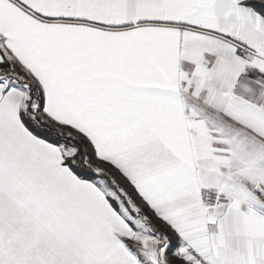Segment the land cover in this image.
Masks as SVG:
<instances>
[{
    "label": "crops",
    "instance_id": "crops-1",
    "mask_svg": "<svg viewBox=\"0 0 264 264\" xmlns=\"http://www.w3.org/2000/svg\"><path fill=\"white\" fill-rule=\"evenodd\" d=\"M254 2L0 0V47L42 87L45 113L86 135L171 226L169 253L149 238L172 264H198L190 249L264 264V5ZM25 100L0 83V264H148L133 254L148 239L131 228L136 216L23 123Z\"/></svg>",
    "mask_w": 264,
    "mask_h": 264
},
{
    "label": "trees",
    "instance_id": "trees-1",
    "mask_svg": "<svg viewBox=\"0 0 264 264\" xmlns=\"http://www.w3.org/2000/svg\"><path fill=\"white\" fill-rule=\"evenodd\" d=\"M0 83L4 84L5 88L16 86L25 92V106L21 110L23 123L35 135L47 142L61 146L63 163L73 173L85 179L103 180L107 190L113 194V196L107 195L109 201L114 206H119L115 200V197L118 196L120 206L144 222L154 235L156 233L155 228L157 229L156 225L163 227L170 235L169 238L171 237V240H165V242H169L165 252L169 253L172 250L176 237L171 226L155 216L148 204L137 195L130 181L119 169L115 168L110 161L98 156L86 135L71 125L53 120L45 113V98L42 87L1 47ZM160 239L163 243L164 240Z\"/></svg>",
    "mask_w": 264,
    "mask_h": 264
},
{
    "label": "rangeland",
    "instance_id": "rangeland-1",
    "mask_svg": "<svg viewBox=\"0 0 264 264\" xmlns=\"http://www.w3.org/2000/svg\"><path fill=\"white\" fill-rule=\"evenodd\" d=\"M261 5H264V0H257ZM257 2V3H258ZM80 131V130H79ZM81 132V131H80ZM88 138V137H87ZM89 139V138H88ZM90 141V140H89ZM91 142V141H90ZM92 143V142H91ZM93 145V143H92ZM94 147V145H93ZM95 148V147H94ZM63 151V149H62ZM98 181V185L101 187V189L103 190V192L106 194V195H111L113 196L112 192L110 190H107V186L105 184V182L103 180H100V179H97ZM115 200H116V203L118 205H120V201H119V198L118 196L115 197ZM136 209V207H134ZM123 212L125 213V215H128L129 218H132L134 217L132 214H130L125 208H123ZM135 223H131V228L135 231H138L139 234V237L142 235L141 238L144 239V237L146 236V238L148 237V239H145L143 242L144 244L142 243L141 245V249L138 250L137 253L133 252V254H137L139 253L140 256L144 257L148 264H172L170 263L167 258L165 257V253L164 251L162 250L161 252H158L157 251V248H156V243L155 241L153 242L152 238H149L151 235H153L156 239V242L158 244H160L158 250L164 246V244L166 243L165 240L166 239H169V234L168 232L161 226L159 225H156L157 229L155 228V235L152 233V230H150L145 224L144 222H142L140 219L136 218L134 219ZM168 234V235H167ZM145 235V236H143ZM160 236V237H159ZM138 238V237H137ZM164 240L163 243H161V239ZM130 244H131V240H130ZM131 247V245L129 246ZM143 260V259H142ZM144 261V260H143ZM145 262V261H144Z\"/></svg>",
    "mask_w": 264,
    "mask_h": 264
},
{
    "label": "built area",
    "instance_id": "built-area-1",
    "mask_svg": "<svg viewBox=\"0 0 264 264\" xmlns=\"http://www.w3.org/2000/svg\"><path fill=\"white\" fill-rule=\"evenodd\" d=\"M238 48L239 51L244 55L253 54L251 50L247 47L239 46ZM188 255L190 256V258L194 259L198 264H215L213 260L206 259L205 257L201 256L199 252L195 249H190L188 251Z\"/></svg>",
    "mask_w": 264,
    "mask_h": 264
}]
</instances>
